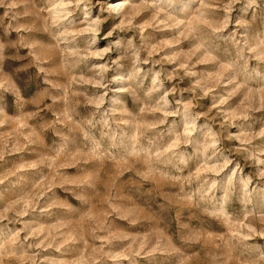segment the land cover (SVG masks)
Segmentation results:
<instances>
[{
	"label": "clouds",
	"instance_id": "obj_1",
	"mask_svg": "<svg viewBox=\"0 0 264 264\" xmlns=\"http://www.w3.org/2000/svg\"><path fill=\"white\" fill-rule=\"evenodd\" d=\"M0 264H264V0H0Z\"/></svg>",
	"mask_w": 264,
	"mask_h": 264
}]
</instances>
